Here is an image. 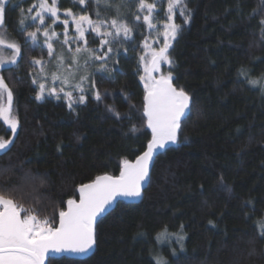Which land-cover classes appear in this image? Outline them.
Instances as JSON below:
<instances>
[{"label": "trees", "instance_id": "trees-1", "mask_svg": "<svg viewBox=\"0 0 264 264\" xmlns=\"http://www.w3.org/2000/svg\"><path fill=\"white\" fill-rule=\"evenodd\" d=\"M35 1L9 0L6 5L3 30L21 45L23 59L19 66L0 69L19 119L15 138L0 120V137L13 139L7 154L0 153V187L11 189L6 194L35 208L41 218L51 219L67 199L78 196L80 184L106 173L119 175L124 159L134 161L146 150L151 131L143 117L139 57L145 54V37L152 44L156 33L149 35L143 22L133 23L136 0H113L134 39L113 44L121 54L108 60L111 71L98 72L97 64L89 69L101 99L88 88L86 103L69 110L63 98L36 99L32 76L38 73L30 61L42 55L47 61V54L33 51L18 30ZM155 2L154 22L161 26L167 0ZM186 3L190 21L185 24L177 14L181 29L168 50L173 64L171 69L162 65L191 97V118L182 123L180 142L155 158L139 201L121 199L98 219L92 254L50 257L47 264H156L159 256L169 264H264V0ZM58 7L61 18L67 9L96 18L91 0L84 7L58 0ZM101 14L116 15L113 8H102ZM55 29L62 33V24ZM69 33L74 34L72 29ZM86 36L88 46L98 49L99 38ZM165 228L185 237L183 249L175 237L157 242ZM172 249L177 255L170 254Z\"/></svg>", "mask_w": 264, "mask_h": 264}, {"label": "snow or ice", "instance_id": "snow-or-ice-1", "mask_svg": "<svg viewBox=\"0 0 264 264\" xmlns=\"http://www.w3.org/2000/svg\"><path fill=\"white\" fill-rule=\"evenodd\" d=\"M9 0H0V69L6 65L19 66L23 59L21 45L8 39L3 30L6 5ZM84 7L87 0H74ZM94 5L95 19L91 15L76 14L71 9L65 10L67 18L61 19L58 0H36L28 9L27 16L19 20V32L24 36L26 44L32 50L40 48L46 51L47 61L43 58H32L30 63L37 75L32 76V83L37 85V100L47 96L65 99L69 110H74L75 104L86 103V88L93 91L96 100L101 99V93L95 87V80L87 72L89 64H96L98 72H108V60L120 55L119 48L113 44L132 41L133 28L126 19L120 17V6L113 5V0H91ZM113 8L116 15L105 18L101 9ZM33 9H36L33 14ZM157 3L148 0H136V13L133 23L143 22L149 35L156 33L153 43L162 44L153 48L147 37L143 41L145 54L139 57L143 75L144 104L143 117L145 126L151 130V138L146 144V150L134 161L124 159L119 175H98L89 183H82L76 189L77 197L69 198L66 207L58 209L53 218H41L35 209L24 207L17 199L6 193L11 189L0 187V264H45L50 253L87 254L96 245V225L98 218L114 210L118 198L135 199L143 194L145 185L150 181V169L155 158L169 144L180 142L182 123L191 118V97L183 89L174 84L171 70L165 73L162 65L169 69L173 61L169 56L171 41L181 29L175 22L177 14L184 23L190 21L186 0H167L165 22L158 26L154 22ZM26 19L30 21L25 23ZM51 19V24L46 23ZM62 24L63 32L55 30L57 23ZM70 23L74 25V34L70 35ZM264 26V20H261ZM162 27V32H161ZM33 28L34 30H28ZM92 33L99 38L98 49L88 46L86 34ZM61 36L63 39H61ZM54 43H59L62 51L57 52ZM75 45V47H73ZM6 50L9 54H6ZM67 52V57L64 52ZM128 50L124 49L126 53ZM53 64L54 70L49 71L48 65ZM241 74H245L241 70ZM253 86L261 84L259 80H249ZM264 88V85H261ZM77 93L76 96L73 93ZM0 99H6V104L0 103V120L8 126L15 138L19 127V119L13 115L12 91L0 75ZM119 116V113H116ZM130 118V117H129ZM131 132H136L133 125ZM13 139L0 137V153L7 154ZM23 198V193L21 197ZM211 223V221H210ZM183 226H181V229ZM260 234L264 236V225L260 226ZM175 237L183 249L184 236L179 233H169L167 228L157 234V242ZM171 255H177L175 249ZM156 264H169L163 256L156 257Z\"/></svg>", "mask_w": 264, "mask_h": 264}, {"label": "rangeland", "instance_id": "rangeland-1", "mask_svg": "<svg viewBox=\"0 0 264 264\" xmlns=\"http://www.w3.org/2000/svg\"><path fill=\"white\" fill-rule=\"evenodd\" d=\"M35 2H36V1H35ZM35 2H34V3H35ZM31 6H32V5H31ZM31 6H30V7H31ZM35 11H36V9H33V14L35 13ZM27 14H28V11L24 13V16L26 17ZM64 16H65V12H64ZM64 18H67V17L65 16ZM64 18H61V19H64ZM47 21H48V19H46V23L51 24V19H49L48 22H47ZM29 22H30V21H28V20L26 19L25 23H29ZM70 24H71V23H70ZM70 29H72V31H73V33H74V25L69 26V32H70ZM55 30H56V29H55ZM56 31H57V30H56ZM57 32H58V31H57ZM61 32H63V31H61ZM58 33H59V32H58ZM73 33H72V34H73ZM6 37H7V36H6ZM7 38L13 41V39H11V37H7ZM62 38H63V37H62ZM62 38H61V39H62ZM152 41H155V38H153ZM154 44H155V43H152V44H151L152 47H153V48H158L159 46H161L162 43H159V44L157 45L158 47H156V46L154 47ZM54 47L56 48V51H57V52L62 51L61 46H60L59 43H54ZM7 54H9V53H7ZM64 55L67 57L68 53L65 51V52H64ZM96 64L98 65L99 62H96ZM90 68H91L92 70H95V69H94V64H91V63L89 64V67L87 68V72H86V73H85L84 70H81V71L77 74V79H78L79 75L90 74V70H89ZM48 70H49V71L54 70V68H53V64H49V65H48ZM142 82H143V81H142ZM86 89H88V88H86ZM173 237H174V236H173Z\"/></svg>", "mask_w": 264, "mask_h": 264}, {"label": "water", "instance_id": "water-1", "mask_svg": "<svg viewBox=\"0 0 264 264\" xmlns=\"http://www.w3.org/2000/svg\"><path fill=\"white\" fill-rule=\"evenodd\" d=\"M150 130V129H149ZM151 131V130H150ZM168 146V145H167ZM151 170H152V167H151V169H150V175H151ZM148 184H149V182L145 185V188L148 186ZM144 188V189H145ZM141 198V197H140ZM140 198H135V199H129V198H118V201L119 200H126V201H130V202H136V201H139L140 200ZM117 201V202H118ZM115 206L116 205H114V208H115ZM110 211H112V209H110L109 210V212ZM108 212V213H109ZM107 213H105V214H103L101 217H103L104 215H106ZM101 217H99V218H101ZM98 218V219H99ZM94 248H95V246L93 247V249L89 252V253H87V254H74V253H50L49 254V256H48V258L45 260V264H47V262H48V259L50 258V257H59V256H69V257H72V258H83V257H85V256H87V255H90V254H92L93 253V251H94Z\"/></svg>", "mask_w": 264, "mask_h": 264}]
</instances>
